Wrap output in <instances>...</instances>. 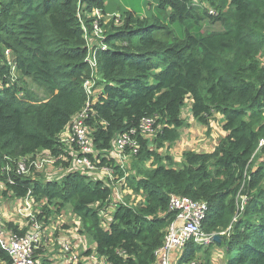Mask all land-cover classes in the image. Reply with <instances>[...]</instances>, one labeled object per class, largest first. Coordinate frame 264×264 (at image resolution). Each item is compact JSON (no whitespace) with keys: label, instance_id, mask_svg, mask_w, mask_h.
<instances>
[{"label":"trees","instance_id":"1","mask_svg":"<svg viewBox=\"0 0 264 264\" xmlns=\"http://www.w3.org/2000/svg\"><path fill=\"white\" fill-rule=\"evenodd\" d=\"M79 5L105 19L119 12L122 20L111 23L105 50H97L103 88L87 119L97 149L110 151L115 135L145 117L161 125L152 147L140 141L131 179L114 167L144 201L114 206L106 230L99 214L111 191L101 180L70 172L41 182L13 170L21 158L60 154L58 135L85 105L89 64ZM125 6L119 0H0V178L18 200L29 193L69 205L105 264L155 263L175 218L170 195L207 203L202 229L226 232L211 245L224 248L225 264H264V0H206V6L155 0L142 15ZM170 29L179 36L168 43L159 34ZM30 85L43 87L45 99L38 101ZM187 99L191 117L208 128L221 115L226 135L212 153L186 152L177 164L160 150L179 139ZM195 246L189 243L182 262L193 260ZM8 262L0 248V264Z\"/></svg>","mask_w":264,"mask_h":264},{"label":"built area","instance_id":"2","mask_svg":"<svg viewBox=\"0 0 264 264\" xmlns=\"http://www.w3.org/2000/svg\"><path fill=\"white\" fill-rule=\"evenodd\" d=\"M83 10H85L84 7L82 8ZM80 12L81 10L78 12V17L81 19L80 22L84 31L83 37L88 49L86 61L89 64V76L83 83L86 102L83 109L73 117L70 124L57 137L61 153L58 155L46 153L48 156L46 164L53 166L60 163L59 168L66 166V169L71 170L68 173L81 172L84 175V172L96 171L101 161L110 157V160L112 159L115 163L113 169L118 167L126 175L124 168L127 159L136 157L141 140H146L152 147V142L157 137L160 126L157 123V118L145 117L140 120L136 128L115 135L111 141L110 151L105 152L97 149L93 136L96 129L91 128L87 124V119L91 113V106L96 104L103 88V84H98L97 82L100 76L98 73L97 50L101 48V42L104 38L105 32H103L100 24L104 17L101 15L100 10L96 8L90 13L82 12V15L90 14L91 16L88 19L83 18L84 20H91L89 25H86L81 18ZM115 16L118 19V16ZM107 18L112 17L109 16ZM101 50H105V47L101 48ZM5 54L8 55L9 51H6ZM262 145H264V141L260 142L259 147H262ZM36 157L38 156L36 155ZM32 159V157L19 159L16 166L17 174L24 175L31 168ZM102 171H105L106 176L110 179L115 172L107 165ZM124 180L122 178V181ZM29 197L31 196L28 193L24 199ZM169 211L175 213V218L165 228L162 245L154 252V264H199L194 260L181 261L189 243L192 242L195 245L209 247L214 243V236H224L226 234V232L206 234L203 231L202 225L208 211L207 203L204 201H196L187 196L170 195ZM46 236L45 228L36 223L31 230L25 232H14L11 230L8 234H5L0 230V248L8 254V264H37L39 254L44 249L43 241ZM90 251L88 256L91 259L99 260L98 264H105L104 260L100 259L96 254L95 248ZM60 252L64 264H69L76 260L77 256L73 255L69 243L64 242ZM174 255H176V259L173 261Z\"/></svg>","mask_w":264,"mask_h":264},{"label":"rangeland","instance_id":"3","mask_svg":"<svg viewBox=\"0 0 264 264\" xmlns=\"http://www.w3.org/2000/svg\"><path fill=\"white\" fill-rule=\"evenodd\" d=\"M119 1L121 2V5H126L125 7H128V9H134L141 15L145 13L148 4L153 5L155 2V0ZM192 3L196 6H206V0H192ZM207 7L209 8V6ZM82 8L83 6L79 5L78 12L81 10V18H90V14L82 15ZM118 15H120L119 12L117 16ZM115 17L106 19L102 18L100 23L102 24L103 32L109 31L111 23L114 25L121 24V16L119 19H114ZM139 17L140 19H143L142 16ZM159 36L163 41L171 43L179 36V34L177 30L170 29L168 33L159 34ZM261 60L264 62V57ZM30 89L32 91L31 93L37 97L38 101L45 99V90L43 87L30 85ZM189 106V100L187 99L181 110V118L185 120V124L180 129L179 139L172 145L164 147V150H160L162 157H171L173 162L177 164L184 161V154L186 152H194L197 154L212 153L222 138L226 135L222 129L220 120L221 115H213L212 118L209 119L208 128L201 123H198L190 116ZM91 128L93 127L91 126ZM222 131L224 132L223 134ZM37 156L38 157H34L31 160V168L25 172L24 175L21 174V176L30 180L41 182L49 180L60 181L63 179L64 175L68 173V171H71L66 169V166L59 168L61 165L60 163L53 166L47 165L46 161L48 156L44 152L38 153ZM136 159L137 157H129L125 162L124 170L126 171V177H129L130 179L133 175H135L136 171V166L134 168L133 165H140L136 164L138 163ZM261 159L264 161V155ZM107 161L108 162L105 163V165H99V168H97L94 172H84V175L99 179L110 188L111 196L110 203L108 204L109 206L106 211L100 212L99 214L100 217L106 220L104 221L106 226H102L105 230L107 229L108 222L112 219L109 214L112 212L114 206L120 204L128 207H137L138 205H142L144 201L142 191L136 193L133 187L129 184V181L126 179L122 181L119 174L114 172L111 179L106 176L105 171L103 172L102 169H104L107 165V167L114 171L113 166L115 165L114 161L112 159L110 160V157L107 158ZM144 165L146 168L150 167L151 160L146 162ZM13 170H16V167ZM6 184L7 179L5 176H2L0 178V230L5 234H8L12 228L17 231L25 232L31 230L35 223L42 225L47 232V236L43 241L44 249L39 254L37 264H64L62 255L60 254L62 244L64 242L70 244L74 256H77V251L80 252V256L69 264L99 263V260L82 256V254L85 255L84 250H81L82 247L86 248V250H93L96 245L92 244V240L87 236L82 228V221L80 217L77 219V216L74 215L69 205L61 208L60 201L53 200L52 202H49L42 196L16 200V198H14V194L8 190ZM73 232L78 234L73 235ZM194 252L195 255L193 260L199 264H225L224 248H219L217 246L202 247L196 245L194 247ZM51 254H56L54 260L47 257Z\"/></svg>","mask_w":264,"mask_h":264},{"label":"crops","instance_id":"4","mask_svg":"<svg viewBox=\"0 0 264 264\" xmlns=\"http://www.w3.org/2000/svg\"><path fill=\"white\" fill-rule=\"evenodd\" d=\"M189 104H190V106H191V101L189 100ZM190 106H189V111H190ZM215 115H217V114H215ZM214 115V116H215ZM191 116V115H190ZM220 120H221V125H223V121H224V118L221 116V118H220ZM223 120V121H222ZM224 132L222 131V134H223ZM168 146V145H167ZM162 150H164V149H162ZM161 150V151H162ZM209 152V151H208ZM75 215V214H74ZM77 216V215H76ZM77 219H78V216H77ZM74 221V220H73ZM73 235H75V234H78V233H76V232H73L72 233ZM92 244H94V243H92ZM43 250V249H42ZM81 250H84V254L86 255V252H88L87 250H86V248H84V247H82V249ZM45 251V250H44ZM76 255H77V257L75 258V259H77L79 256H80V252L79 251H77L76 252ZM85 255H83L82 254V256L83 257H86V258H89V256L87 255V256H85ZM45 256H47V255H45ZM47 257H49L51 260H54V258L56 257V254H51V255H49V256H47ZM176 259V255H174V257H173V261Z\"/></svg>","mask_w":264,"mask_h":264},{"label":"water","instance_id":"5","mask_svg":"<svg viewBox=\"0 0 264 264\" xmlns=\"http://www.w3.org/2000/svg\"><path fill=\"white\" fill-rule=\"evenodd\" d=\"M221 240H222L221 236L216 235V236L213 237V241L216 242V243L220 242Z\"/></svg>","mask_w":264,"mask_h":264}]
</instances>
